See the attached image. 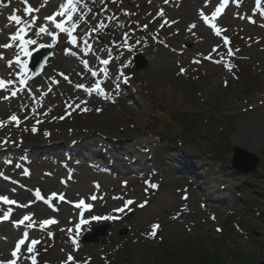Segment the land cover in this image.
Returning <instances> with one entry per match:
<instances>
[{
	"label": "rangeland",
	"instance_id": "1",
	"mask_svg": "<svg viewBox=\"0 0 264 264\" xmlns=\"http://www.w3.org/2000/svg\"><path fill=\"white\" fill-rule=\"evenodd\" d=\"M37 1L39 5L35 0H8L0 6V30L7 38L23 27L25 39L37 41L27 45L29 54L40 46L56 45L42 73L29 81L15 62L19 56L27 63L19 41L0 47L5 49L0 52L4 57L0 79L12 80L0 95V121L4 122L0 129L17 135L8 140L0 134V184L7 191L0 196L17 202H0V217L11 209L8 220L0 219V243L21 226L15 221L37 211L20 205L51 202L55 210L43 214V219L56 220L55 213L65 207L72 215L63 226L57 223L30 231L29 242L18 252V264H33V258L35 264H112L115 259L114 264L120 259H127V264H163L157 258L162 243L200 244L205 250L217 247L224 264H235L231 252L248 256L245 264L263 259L264 219L258 215L264 217V197L252 206L256 199L244 190L239 199L234 190L243 177L229 169L231 148L238 145L260 157L258 169L264 173L263 1L259 11L256 0H228L221 13L226 10L230 21L218 23L222 36H216L202 20L190 27L193 23L183 12L186 0H80V15L76 12L73 17L78 25L72 32L75 44L45 19L58 9L47 7L48 0ZM64 1L58 0V6ZM26 6L39 11L25 13ZM11 15L20 16L21 23L9 20ZM41 25L56 33L55 41L46 33L34 34ZM76 30L81 32L78 37ZM88 45H96V51H89ZM229 49L233 55L227 54ZM137 53L146 64L136 71L133 56ZM156 55L166 59L157 70L153 69ZM209 55L211 59H206ZM105 59L108 64L102 63ZM12 60L14 66L9 67ZM104 67L109 73L103 79L97 74ZM97 82L102 94L88 95L81 89L93 88ZM156 107L193 120L175 130L165 118H153ZM30 112L38 118L29 119ZM12 114L18 122L9 121ZM21 120L30 135L25 139L17 129ZM186 141L192 142L185 145ZM186 163L192 171L183 167ZM36 191L42 197L39 201ZM52 193L62 194L64 200H51ZM93 195L97 199L92 200ZM210 195L223 201L217 203ZM245 198L250 201L249 213L238 206ZM79 199L92 208L73 207ZM129 199L132 205L115 211ZM107 215L114 219L91 220ZM81 218L88 223L81 224L77 234ZM105 223L109 228L102 241L81 243L84 233ZM153 224L159 225L154 237L149 235ZM125 228L126 234L120 235ZM20 235L14 233L10 239L9 253ZM33 240L39 242L29 253L27 245Z\"/></svg>",
	"mask_w": 264,
	"mask_h": 264
},
{
	"label": "snow or ice",
	"instance_id": "2",
	"mask_svg": "<svg viewBox=\"0 0 264 264\" xmlns=\"http://www.w3.org/2000/svg\"><path fill=\"white\" fill-rule=\"evenodd\" d=\"M24 2H26V0H24ZM168 0H165V3H167ZM210 2V0H205V6L208 5V3ZM80 3V0H66V2L64 3H61L60 6H59V9L54 12L52 15H48L45 17V19L47 21H50L51 24L54 26L55 29H58L59 32L61 33H67V36H68V39H69V42L72 43V44H75L76 41H75V38L73 37L72 35V32L73 30H75L77 28V23L75 22V20L73 19L74 17V14L77 12L78 10V5ZM228 3V0H220L219 2V5L215 8L214 11L211 12V19L209 18V15H206L204 13L203 10H200L199 12V17L201 18V20L207 24L214 32L217 36L220 35V30L217 28L216 24L213 22L216 20V18L220 15V13L222 12V10L225 8V5ZM261 3V0H256V5L259 6ZM31 11H39V9H32L31 7H28L25 9V13H28V12H31ZM159 15H163V12H160ZM57 17H60L61 19L59 20V22L57 21ZM9 20L11 21H15L16 24H20L21 23V18L20 16L18 15H11L9 17ZM35 20L36 18L33 17L32 18V22L35 23ZM67 23H70V27H66L65 24ZM254 22V21H252ZM165 23H168L167 21ZM31 25H28V27H30ZM163 27V25H161ZM196 25L193 24L191 25L190 27L191 28H194ZM146 27V26H145ZM41 33H46L48 36H51L53 41L56 40L57 38V35L54 31H49L47 29L46 26L44 25H41L38 27V29L35 30L34 34L35 35H40ZM25 35H26V32H25V28L21 27L18 31L15 32V34L11 35L10 39L12 41H19V47L21 48L22 51H24L25 55H28L29 52L27 50V45H35L37 44V41L35 39H25ZM228 39L227 37H225L224 39V43L227 45L228 44ZM0 47H3V48H9L11 47V44L9 43H5L3 45H0ZM213 51H216V49L214 48ZM238 51V49H237ZM228 55H233L234 53L232 52L231 49L228 50ZM206 59H211V55H209L208 57H205ZM0 59H4L3 55H0ZM16 63L20 64V67H21V71H25L26 68V61H21L19 56L16 57ZM108 60H102V63L103 64H108ZM196 63H199V61H195ZM8 66L9 67H12L13 66V61H8ZM226 68H229L230 70V66L229 65H225ZM180 71L183 73L184 72V69L181 68ZM93 76L96 75L95 72L92 73ZM25 80L24 79H21L20 83L23 85L25 84ZM6 84H12V80H4V79H0V89H4L5 88V85ZM80 87H83V85H80ZM89 93H91L92 91H96L98 93H101L102 94V90L100 89L99 87V82H97V84L93 87V88H89L87 90ZM17 93L15 91H13L11 93L12 96H15ZM5 99H7L8 97H4ZM83 111H87L88 109H82ZM97 111H100V109H97ZM61 119H63V117H60ZM9 121H17L18 122V117L15 115V114H12L8 117ZM4 126V122L3 121H0V127ZM32 131L35 132L36 131V128L33 127L32 128ZM45 135H48V133L46 132ZM2 175V174H0ZM97 188H99V185L97 184L96 185ZM152 187H156V185H152ZM36 197L37 198H42L41 195H40V192L39 191H36L35 193ZM53 198H56L57 197V193H52L51 194ZM59 199L60 200H63L64 199V196L62 194L59 195ZM92 200H95L97 199V197L95 195H93L91 197ZM0 202H3L4 204H7V205H12V204H17L16 201H13V200H10L8 197L6 196H0ZM134 203L133 200L129 199V200H126L124 201V206L121 207V208H118V209H115V211H118V212H123L125 210V208H128L129 205H132ZM20 206H23V207H27L28 205H20ZM77 208H80V209H87V210H90L92 208V205L90 204H86L84 202V200H80L79 203H77L75 205ZM139 207H144L145 205L144 204H140L138 205ZM10 211L11 209H9L8 211H5L3 213V216L0 217V219H3V220H8L9 219V216H10ZM30 216L31 214H27L25 215L21 220H18V221H15L14 224L15 225H20V224H23L25 221H28L30 220ZM111 219H114L113 216L111 215H107V216H103V217H100V216H92L91 217V220H111ZM57 221H55L54 219H45V220H42L39 222V227L41 229H43L46 225H49V224H53V223H56ZM88 223L87 220L81 218L80 220V223L76 225V228H77V234L79 233V229H80V225L81 224H86ZM36 224V221H32L31 223H29L27 226L29 228L33 227L34 225ZM159 227V225H156V224H153L151 225V232L149 233L150 236H155L156 235V229ZM220 229H217V231H219ZM49 235H51V233H49ZM23 237L22 239H20L16 244H15V249L11 252V257L12 258H16L17 255H18V252L20 250V246L22 244H24V240L27 239L28 237V233L27 232H24L23 233ZM39 241H36V240H33L31 242V244L27 245V251L29 253H31L33 251V245L37 244ZM75 243V241H73ZM12 258H9L7 260V262H5L4 260H0V264H16V261ZM68 261H71L73 259L72 256H69L68 258ZM33 264H35V259L33 258Z\"/></svg>",
	"mask_w": 264,
	"mask_h": 264
},
{
	"label": "trees",
	"instance_id": "3",
	"mask_svg": "<svg viewBox=\"0 0 264 264\" xmlns=\"http://www.w3.org/2000/svg\"><path fill=\"white\" fill-rule=\"evenodd\" d=\"M152 116L155 119L161 117L165 118L168 122L173 124V129L175 130L179 129L182 123L186 124L188 121L193 120L192 118H189L187 115L168 113L167 111L160 110L158 107L154 108V112ZM182 129L184 131V128ZM147 130L152 134L156 133L154 132V129L152 131L149 129ZM179 138L181 137L178 136V139ZM226 140L227 138H223V141ZM190 142L192 141H186L184 142V144L186 145L187 143L189 144ZM221 165L224 167L226 166L224 164V161L221 162ZM232 174L238 175L237 173H232ZM244 190L249 191L251 198L256 199L255 201H253L252 206H254L255 204L254 202L256 201L262 202L264 197V173L258 172L253 175L251 174L248 176H244L243 179L238 184V186L236 187V189L234 190V193L237 195L239 199H242L241 196ZM248 202H250L249 199L245 198L244 201L238 205L241 209L247 211V213H249ZM257 211H260V209ZM257 211L254 212L255 215H257ZM259 217H261V215H259ZM214 246H216V243ZM157 249H159V254L157 255V258L159 262L163 264H224L225 261L221 255V252L217 249V247H212L205 250V247L204 246L200 247V244H197L196 246H192V245L169 246L168 244L162 243L159 245ZM237 253L238 252L235 253L231 252V255H233L235 258L234 263L245 264L247 261L246 259H248V256L243 257ZM119 261L121 262L120 264H127L126 261L128 260L120 259Z\"/></svg>",
	"mask_w": 264,
	"mask_h": 264
},
{
	"label": "bare ground",
	"instance_id": "4",
	"mask_svg": "<svg viewBox=\"0 0 264 264\" xmlns=\"http://www.w3.org/2000/svg\"><path fill=\"white\" fill-rule=\"evenodd\" d=\"M157 1L161 2V0H157ZM35 3L37 5H39V2L37 0H35ZM218 4H219L218 0L217 1L216 0H210V2L208 3L207 6H205V0H186L185 3L182 2L183 12L189 15L190 20L195 25L200 24V21H201V18L199 17L200 10H203L204 13L206 15H209V18L211 19V15L210 14H211L212 11L215 10V8L218 6ZM59 6H58V0H48V6L47 7H49L51 10L56 11L57 9H59ZM78 14H79V12L76 13V15H78ZM216 21L219 24L222 23L223 25H225V24L229 23L230 19L227 18V14H223V15L218 16L216 18V20L213 21V22H216ZM0 32H1V30H0ZM4 32L5 31H3V29H2V32L0 33V45L1 44H5V43L11 44L12 40L10 38H7V36L5 35ZM77 33L79 35H81V32L77 31ZM12 46L13 45L11 44V47ZM96 48H97V46H93V51H94V49L96 51ZM9 51L14 53L15 49H14V51L11 50V49ZM0 52H5V49H1L0 48ZM96 53H99V52H96ZM153 59H154L153 60V69H155V70H157L158 67H160V66H164L165 63H166V59H162L158 55L153 57ZM84 78L87 79V77H84ZM7 89H8V87H5L4 89H0V95L4 94ZM23 102H26V100L24 99ZM1 106H2V102H0V107ZM25 113H26V110L21 112V114H25ZM32 117H37V116H35L34 114H32L30 112L29 119H31ZM110 122L112 123V122H114V120H112ZM24 123H26V122L21 120L20 124L17 126V129H20V133H22L21 137L25 139L26 136H30V135L27 133V130L23 129V125L22 124H24ZM37 129H42V128H37ZM0 134L3 135L4 138L8 139V140L10 138H14V137L17 136L15 133H12L10 135L6 134L4 132L3 128L0 129ZM37 134H38V130H37L35 135H37ZM140 147H142V145ZM134 150H137V148L134 149ZM0 192H7L2 187L1 184H0ZM18 198L20 199V197H18ZM31 206L37 207V211H35L36 212L35 214H32V213H29V214H31V216H32L31 220L32 221H36L35 226L37 228H39V222L42 221V220H45V219H43V214H48L49 212H52V210L49 211L45 207L39 205L37 202H34V201H33L32 204H29L27 207H31ZM2 207H3V205L0 204V208H2ZM8 207L9 206H7L6 208H8ZM18 210L19 209H16V211H18ZM71 215H72V211H69L67 207H65L63 211H59V212L55 213L56 221H57V223H59V226L65 225L66 221H69L71 219ZM13 216L16 217V213L13 214ZM4 224H6V223H4ZM26 224H27V222L25 221V224L23 223L22 227L19 226V227L16 228L15 232H13L11 234H8V236H7L8 239L6 240L5 243H0V260H4L5 262H7V260L9 258H11V254L9 255V252H8L9 251L8 250V243H9L10 239L13 237L14 233L15 234L20 233L22 235V233L26 232L23 229ZM47 228H48V226H47Z\"/></svg>",
	"mask_w": 264,
	"mask_h": 264
},
{
	"label": "water",
	"instance_id": "5",
	"mask_svg": "<svg viewBox=\"0 0 264 264\" xmlns=\"http://www.w3.org/2000/svg\"><path fill=\"white\" fill-rule=\"evenodd\" d=\"M6 0L1 2V4H5ZM54 47L43 48L40 47L36 51L33 52L29 67L31 68V77L39 74L42 70L43 65L45 64L47 58L51 55ZM136 65V69H140L144 64L145 60L140 57V55H136L134 57ZM259 156L254 152L248 151L241 146H233L232 147V155L230 165L231 168L242 174L256 173L257 166L259 165ZM108 225H101L95 229L90 234L85 235L83 242H97L99 236L106 235V228ZM125 231L121 232L124 234ZM254 264H264V258Z\"/></svg>",
	"mask_w": 264,
	"mask_h": 264
}]
</instances>
